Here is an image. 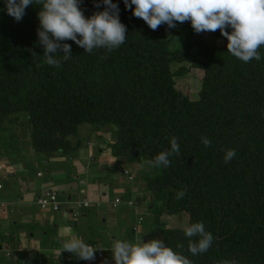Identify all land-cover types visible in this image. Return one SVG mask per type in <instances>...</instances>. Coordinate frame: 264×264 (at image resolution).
I'll return each mask as SVG.
<instances>
[{
	"label": "trees",
	"instance_id": "1",
	"mask_svg": "<svg viewBox=\"0 0 264 264\" xmlns=\"http://www.w3.org/2000/svg\"><path fill=\"white\" fill-rule=\"evenodd\" d=\"M113 2L126 26L124 44L85 53L65 41L72 59L60 67L44 60L38 3L27 7L20 22L0 12V136L24 121L32 151L47 158L77 151L83 126L111 138L115 133L108 148L128 166L140 165L153 197L151 229L166 245L191 264H264V46L257 50L261 60L243 63L228 53L219 29L208 32L213 43L190 22L152 30L123 0ZM80 7L86 18L103 10L94 0ZM191 70L203 72L198 99L177 86ZM171 137L179 154L169 157L168 168L149 167ZM226 149L236 152L228 163ZM181 189L186 194L177 200ZM181 214L189 224L202 221L213 235L206 253L193 256L184 230L162 222L163 215Z\"/></svg>",
	"mask_w": 264,
	"mask_h": 264
},
{
	"label": "clouds",
	"instance_id": "2",
	"mask_svg": "<svg viewBox=\"0 0 264 264\" xmlns=\"http://www.w3.org/2000/svg\"><path fill=\"white\" fill-rule=\"evenodd\" d=\"M34 3L41 8L37 13L38 42L43 48L44 60L50 66L60 67L62 61L72 59L71 45L65 41H72L85 53H92L94 49L101 48L113 51L126 40V26L121 23L119 5L113 0H94V7L103 10L87 18L80 7L83 0H0L4 6L0 12L20 22L27 7ZM123 3L126 10H131L134 17L142 19L152 30L160 25L172 29L177 22H190L197 34L219 29L221 36L228 41L227 50L233 57L243 63L262 58L257 50L264 46V0H123ZM201 142L206 148L211 145L206 137H202ZM179 151L177 138L171 137L168 149L158 153L148 166L168 168L169 157L179 154ZM235 155L234 149H226L224 162L228 163ZM126 172L123 173L133 182L134 176ZM185 194V190L181 189L176 192V199H182ZM121 202L120 199V203L116 207L113 204V207L117 208ZM88 206L85 204V207ZM184 236L189 238L188 251L193 256L206 253L214 240L202 221L185 225ZM193 237L196 239H191ZM61 244L64 251L85 261L94 260V253L98 256L100 251L74 233ZM110 251L115 264H191L187 257L175 252L160 239L147 243L141 239L133 243L114 238ZM220 264H237V261L224 260Z\"/></svg>",
	"mask_w": 264,
	"mask_h": 264
},
{
	"label": "crops",
	"instance_id": "3",
	"mask_svg": "<svg viewBox=\"0 0 264 264\" xmlns=\"http://www.w3.org/2000/svg\"><path fill=\"white\" fill-rule=\"evenodd\" d=\"M85 128L84 131L79 132L81 147L70 156L58 154L43 158L32 151L30 143L27 150L12 151L9 157L0 160L3 166L0 174L6 177L0 176V184L3 186L0 190V241L2 242L0 251L7 250L13 254L17 250L30 257L35 255L33 264H43L38 259L44 257L51 262L44 264H95L97 255L94 260L86 262L78 259L75 254L64 251L60 246L62 240L70 238L74 233L85 243L101 250L103 258L98 260L100 264H106L108 259L112 261L108 263H115L109 244L114 238L131 241L133 235L135 243L141 239L147 243L160 238L153 229L141 230L139 225L130 224V221L129 225H118L117 215L124 217L127 213L137 212V216H140L139 212L145 210L144 204L148 203L151 206L152 194L145 189L144 181L145 186L128 184L129 180L123 173V169L129 170L125 159L114 158L108 148V143L112 139L110 133L105 130L93 132L89 127ZM5 163L10 168L9 172L5 171ZM42 163L50 165L70 163L77 170L85 167L89 175H80L84 185L81 191L82 198L75 200L70 193L73 189L65 188L64 182L58 183L67 178V175L59 172V169L55 170V174H50L54 178L53 181H46L45 170L48 166ZM117 168L120 172H115ZM32 169H39L38 171L44 174L41 173L39 176L40 172H38L36 178H33L29 173ZM92 177L95 179L93 186L89 183ZM104 178L107 180L106 187L101 189L99 184L102 185L101 180ZM111 187L115 188L116 193L113 198ZM49 193L57 195L59 210L44 209L38 205L39 200L47 198ZM117 198L121 199L122 205L114 208L112 204ZM85 204H88L89 208L85 207ZM116 210H124L123 215H125L116 214ZM148 214L153 217L152 209ZM33 228L35 232H31L29 236ZM51 232L52 236H50ZM95 254L97 253H94V256Z\"/></svg>",
	"mask_w": 264,
	"mask_h": 264
},
{
	"label": "rangeland",
	"instance_id": "4",
	"mask_svg": "<svg viewBox=\"0 0 264 264\" xmlns=\"http://www.w3.org/2000/svg\"><path fill=\"white\" fill-rule=\"evenodd\" d=\"M202 36L204 38L208 39L209 42L213 43V41L209 39L208 32H204L202 34ZM202 76H203V72L202 71H200V70H191L189 72V74H187L186 76L177 79V86L185 94H187L190 98L198 99L199 98V92H200V89H201ZM22 117L25 118V115L22 114ZM19 126H20V128H15V131H12L13 133L10 132L9 134L0 136V148L3 150V156H4L3 158H5L6 156L9 157L10 153L12 151H15V150L24 151V150L28 149V147H29V145L31 143L30 142V137H29L28 131H27L28 130L27 129L28 125L26 124V122L21 121ZM85 127L86 126L81 127L79 129V132L80 131H84L86 129ZM110 127H112L114 129V126H110ZM14 134H16L17 137ZM115 138H116V134L114 133L111 141H115ZM132 160H134V159H132ZM138 160L143 161L142 159H138ZM19 162L20 161H18V163ZM97 163H99V161H97ZM42 164H44L45 166H48V168H49V169L47 168L45 170V175H46L45 176V180L46 181H48V182L49 181H53L54 178H52L50 176V174H55L54 173L55 170L59 169V172L66 174L67 178L65 180H61L60 182L58 181V183L64 182L63 185H64L65 188H67L69 190L73 189V191L72 192L70 191V193H71L72 197L75 200L76 199L78 200V199L82 198L81 191H83L82 188H83L84 185L82 184L83 180H81V176L89 175L88 172L86 171L85 167L83 168L84 170L83 169L77 170V169H75L72 166L73 164L71 165L70 163H63V164H59V165H50L49 163H47V164L42 163ZM128 168H129V171L131 172V174L134 176V181L130 182V180H129L128 184L129 185L130 184H136V185L145 186V184L143 183L144 176L142 174V170L140 169V165H138V164H134L132 166L129 165ZM38 170L39 169H37V170H35V169L33 170L32 169V171H29V173H30V175L33 178H36L35 175L38 172H40L38 175H41V173L44 174L43 172L38 171ZM5 171L6 172L10 171V168L8 167V164H6V163H5ZM115 172H120V171L117 168L115 170ZM148 173L150 174L149 171H148ZM1 175L2 174H0V176ZM78 176H80L79 177L80 179L78 178ZM1 178H6V177L3 175V176H1ZM94 181H95V179L92 177L89 183L93 186L94 185ZM106 182H107V180L104 178V179L101 180V184L102 185H100L98 182L97 183L99 184L101 189H104L106 187V185H105ZM111 194H112L111 195L112 198L116 194L114 187H111ZM87 197H93V195H87ZM144 206H146L145 210H142V212H139L140 216L138 215L139 217H142L143 220L145 218L144 222H143V220L141 222L139 221V217L137 216V212H134V214L127 213V215L124 214L125 215L124 216L123 215L124 210H116L115 211L116 214L124 216V217H120V216L117 215L118 225H125L126 226V225H129L128 222L130 221V224L131 223H135V224L139 225L141 230L144 229L146 231L147 230L149 231L151 229L152 222L150 220L151 215L148 214V211L150 209L153 210L154 207L152 205L149 206L148 203H147V205L144 204ZM143 211L145 213H143ZM162 222H164L167 225L168 228H178V229H183L184 230L185 225L189 224V217L186 214L175 215V216L163 215L162 216ZM35 228H33L32 231H30V229H29V231H30L29 232V236H30L31 232H35V230H34ZM129 233H130V235H132L131 232H129ZM157 235L160 236L159 233H157ZM50 236H52V232H51ZM159 239L162 240L161 238H159ZM130 242L135 243L133 235H132V239H131ZM7 243L9 244V242H7ZM109 244H111V243H109ZM0 246H2V242L1 241H0ZM10 246L11 245H9V247ZM60 246H62V245H60ZM53 247H55L54 244H53ZM34 256L30 257V256H28V254H22L21 251H17V250L14 251L13 254L10 253L7 250H5V252L0 251V263H2V264H12L11 262H19V263H15V264H33ZM94 257H96V254H95ZM38 260H40L43 264H44V262L51 263L48 260V258H45V257L41 258V259H38ZM106 262H107V264H115V263H108V262H112V261H109V259L106 260ZM94 263L95 264H100V260H98V259L94 260Z\"/></svg>",
	"mask_w": 264,
	"mask_h": 264
},
{
	"label": "built area",
	"instance_id": "5",
	"mask_svg": "<svg viewBox=\"0 0 264 264\" xmlns=\"http://www.w3.org/2000/svg\"><path fill=\"white\" fill-rule=\"evenodd\" d=\"M3 170V166L0 163V171ZM126 174H128V172H126ZM41 176V175H39ZM3 189L2 184H0V190ZM120 203V199H116L115 203H114V207H116L118 204ZM38 205L42 208H50L54 211L59 210V203L57 201V195L55 193H49L47 194V198H41L38 202ZM95 250V249H94ZM98 257L102 258V255L100 254V252L98 253Z\"/></svg>",
	"mask_w": 264,
	"mask_h": 264
},
{
	"label": "bare ground",
	"instance_id": "6",
	"mask_svg": "<svg viewBox=\"0 0 264 264\" xmlns=\"http://www.w3.org/2000/svg\"><path fill=\"white\" fill-rule=\"evenodd\" d=\"M99 252H100V254L102 255V258H103V253H102V251L100 250Z\"/></svg>",
	"mask_w": 264,
	"mask_h": 264
}]
</instances>
